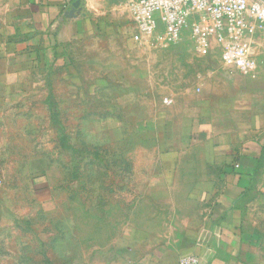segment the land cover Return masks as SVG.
<instances>
[{"label":"crops","instance_id":"0c3cea01","mask_svg":"<svg viewBox=\"0 0 264 264\" xmlns=\"http://www.w3.org/2000/svg\"><path fill=\"white\" fill-rule=\"evenodd\" d=\"M129 4L0 0V186L26 159L39 219L69 224L54 242L71 260L86 237V264H264V33L236 74L189 27L137 42ZM99 134L102 164L78 159L75 139ZM66 139L69 164L50 161Z\"/></svg>","mask_w":264,"mask_h":264},{"label":"rangeland","instance_id":"374dc122","mask_svg":"<svg viewBox=\"0 0 264 264\" xmlns=\"http://www.w3.org/2000/svg\"><path fill=\"white\" fill-rule=\"evenodd\" d=\"M163 31L161 26L158 34L163 33ZM158 34L151 37L156 38ZM247 39L253 44L251 36H247ZM102 142L103 138L100 134L94 135L88 144L85 140L75 139L74 145L78 148L75 150L79 154L82 153L78 159H82L84 162L94 160L95 164L100 166L102 164ZM62 145L63 151L67 155L64 153L60 155L59 151H52L51 144L47 145V150L51 152L49 160H56L58 163L61 160V163L68 165L70 162L68 155L70 141L63 140ZM21 159L22 162H20ZM32 159L30 158V161ZM10 160L8 184L4 183L3 186H0V264H86L87 257L92 258L98 251L95 250L92 238H89L88 241L86 237L80 238L82 243L74 250L72 260L69 259L70 250L68 247L56 250L54 239L61 237L54 238V235L56 233L64 235L65 233L60 230L69 229L68 222L56 221L54 216L49 220L39 219L38 214H41L43 210L35 201L31 188L27 189L25 184L29 174V171L25 167L23 168L26 159L13 157ZM54 174L58 178V186L68 184L70 179L68 172L55 170ZM80 180L83 179H76L75 181L81 182ZM84 184L78 186V191L80 188L85 191ZM36 189L35 191H48V184L40 179ZM80 195L85 198V194L81 193ZM64 202L60 208L62 214L69 213L68 199L66 198ZM79 211L87 212L85 199ZM93 250L94 252H92Z\"/></svg>","mask_w":264,"mask_h":264},{"label":"built area","instance_id":"2783aa9c","mask_svg":"<svg viewBox=\"0 0 264 264\" xmlns=\"http://www.w3.org/2000/svg\"><path fill=\"white\" fill-rule=\"evenodd\" d=\"M129 13L137 42L160 33L161 26L157 41L178 42L189 27L197 49L216 43L234 73L247 74L256 64L247 36L257 25L264 33V0H130ZM180 264H200V259L185 256Z\"/></svg>","mask_w":264,"mask_h":264}]
</instances>
